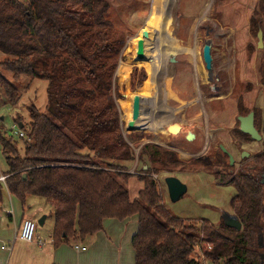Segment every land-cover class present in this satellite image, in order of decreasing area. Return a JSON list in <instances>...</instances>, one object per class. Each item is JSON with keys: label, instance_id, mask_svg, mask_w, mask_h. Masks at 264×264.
I'll return each instance as SVG.
<instances>
[{"label": "trees", "instance_id": "obj_1", "mask_svg": "<svg viewBox=\"0 0 264 264\" xmlns=\"http://www.w3.org/2000/svg\"><path fill=\"white\" fill-rule=\"evenodd\" d=\"M110 9L109 0H0V52L7 56L0 68L13 75L10 81L0 70V99L17 104L23 77L47 83L46 109L29 107V125L16 119L26 136L0 134L8 166L0 170L5 177L0 208L5 193L23 206L29 197L43 199L53 208L55 247L85 243L103 230L106 219L137 215L135 264H202V257L213 264H264V184L256 178L264 153L255 158L256 169L238 174L230 173L225 155H218L217 165L227 172L215 176L237 191L232 208L240 231L226 225L230 213H223L218 225L204 218L197 226L167 210L153 175L185 163L156 145L140 150L144 187L131 199L128 183L138 172H130L136 155L122 132L116 103L123 98L116 71L126 37L108 20ZM259 31L264 35V0L250 20V32L258 37ZM261 75L264 83V58ZM144 80L142 74L139 85ZM142 91L143 86L138 98ZM253 112L264 141V109ZM12 140L23 141L22 149Z\"/></svg>", "mask_w": 264, "mask_h": 264}, {"label": "rangeland", "instance_id": "obj_2", "mask_svg": "<svg viewBox=\"0 0 264 264\" xmlns=\"http://www.w3.org/2000/svg\"><path fill=\"white\" fill-rule=\"evenodd\" d=\"M24 1L28 3V0ZM210 1L166 0L165 13L158 11L159 14L156 15L158 19L159 15L163 14L165 19V23L160 26L158 39L154 38L156 26L152 17L155 8H158V0H109L111 9L107 15L116 30L126 37L120 54L118 75L116 71L118 93L123 98L115 99L121 115L122 132L136 155L134 168L130 172H138L128 183L130 197L132 200L138 198L140 190L143 189V182L139 179V175L143 174V164L138 161L142 147L150 144L175 152L178 159L185 164L171 165L154 174L157 177L153 178L159 186L162 202L167 210L180 219H190L187 224L197 226H201L199 219L205 218L218 225L223 213L233 216L232 199L237 191L231 185H223L215 176V173L224 175L227 172L224 166L217 165L218 155H225L220 146L223 145L235 158V164L230 170L233 174L247 172L249 168L256 169L254 160L264 153L263 140L258 142L251 137L244 139L240 136L238 121L239 116L264 109V83L261 75L264 48H258V37L250 32V20L259 0H213L207 12ZM144 32H147L146 37ZM136 36L139 38L136 39ZM206 43L212 45L211 75L203 60ZM157 47L160 49L161 66L158 77L157 114L154 129H147V111L142 105V94L147 82L150 83V74L146 65L148 63L139 61L141 56L138 52L140 48L143 51L149 48L154 60ZM250 47L253 48L252 51ZM6 58L7 56L0 52V62ZM0 70L7 79L13 81L11 73L2 68ZM120 72L121 79L129 76L127 81L120 80ZM142 74H145V80L139 85ZM17 85L21 93L17 104H8L2 95V100L0 99V134L7 137L12 136L11 129L17 124V117L29 125V107L35 105L41 111L46 109L45 81L23 77ZM142 86L143 91L138 102L136 94ZM129 98L133 99V103L130 100L129 109L124 108L121 100ZM127 109L129 111H126ZM174 124L182 126V132L169 133L168 127ZM188 134L194 136L192 141L187 139ZM14 144L18 149L23 147L21 140ZM243 152L248 153L249 157L242 159ZM198 160L209 161V167ZM224 160L229 165L228 156L224 157ZM0 170H8L1 142ZM256 171V178L263 182L264 165ZM171 176L179 178L188 187L186 196L177 203L171 201L165 183V179ZM8 198V193H5V203H8ZM35 199L37 197H29L26 205L31 206ZM42 201L41 198L37 199L33 208L41 207L45 213L39 211L32 220L37 223L36 235L44 241H49L55 224L53 208L45 207ZM46 215L49 220L45 225L39 226L38 220ZM2 216L5 218L3 222L7 223L6 213ZM128 219H110L111 221L107 222V225H111L113 233V238L107 240L109 244L102 253L108 255L107 264L115 263L113 257L120 264H134L131 237L136 228L135 216ZM118 225L125 226L121 242L115 241L120 238ZM5 228L6 226H1L0 237L5 238L3 240L6 244L0 243V247L7 246L8 238L12 237V234L4 233ZM103 232L106 234L105 226ZM16 243L20 252L25 244L21 241ZM88 244L89 240L83 243L86 246ZM72 248L74 249L73 246ZM201 260L202 264H213L203 257ZM1 261L0 264H4Z\"/></svg>", "mask_w": 264, "mask_h": 264}, {"label": "crops", "instance_id": "obj_3", "mask_svg": "<svg viewBox=\"0 0 264 264\" xmlns=\"http://www.w3.org/2000/svg\"><path fill=\"white\" fill-rule=\"evenodd\" d=\"M135 38L137 39L139 38V36H136ZM118 73L119 70L117 72V75ZM121 77L122 74L120 72V80L123 82V81H127L129 76L123 77L122 79ZM121 101L123 103L122 104L123 107L129 109V107L131 106L130 100L128 99ZM128 109L126 111H129ZM8 195H9L8 203L3 202V205L0 208V228L2 225L6 226L5 228L6 230H4V233L7 232L8 234H12L13 238L12 237L8 238L9 240L8 242L10 244V245L8 244L9 246L2 245L0 247V250L4 251L3 253L2 251H0V256H1L0 261L2 260L4 264H107L106 262L108 255L105 256L102 253L109 244V242L107 243V240L113 238L112 227L109 224L107 225V222L111 221L110 219H106L103 222V229L105 226L106 234H104L103 230L97 233L95 236L89 239V244L87 246L83 244H76L86 248L84 251L77 250L74 244H67V243L55 247L52 240V234L49 237L50 238L49 241L48 240L44 241L40 238V236H37L36 241L34 243H26L20 239V233H21L23 221L26 219L32 220L33 217L39 211H41V213L44 214L45 210L43 211L41 207L38 209L33 208L34 207L33 203L39 198L35 199V201L32 202L31 206L27 204L29 206L27 208V205L23 206V204L18 198H16L15 196L9 193ZM134 199L136 198H133V200ZM42 202H43L42 204H45L44 205L45 207H49L44 200ZM38 204L41 203L38 202ZM26 208L28 209L27 211ZM3 213H6V215L8 216L7 223L3 222L5 219L4 216H2ZM134 216H135L134 224L136 228L131 237V243L133 236L138 231V226H139L138 216L137 215ZM48 220H49V216L46 215V220L44 222V225L47 223ZM118 227H119L118 236L120 238L115 241L121 242L123 239L122 235L124 233L125 226L118 225ZM53 229L51 230V233H53ZM113 231H115L114 228ZM3 239L5 238L0 237V243L6 244ZM11 239H13V241ZM16 241L17 242L21 241L25 244L23 246V249L20 250V252L17 249V243L15 244ZM72 246L74 247V249L72 248ZM133 255H134L133 258L135 264L134 248H133ZM113 259L116 264H120L119 262H117L115 257H113Z\"/></svg>", "mask_w": 264, "mask_h": 264}, {"label": "water", "instance_id": "obj_4", "mask_svg": "<svg viewBox=\"0 0 264 264\" xmlns=\"http://www.w3.org/2000/svg\"><path fill=\"white\" fill-rule=\"evenodd\" d=\"M143 35H144V37H146L147 32H144ZM258 48L259 49L264 48V35H263L262 31H259V33H258ZM138 54H140L142 57L144 56V51L142 48L139 49ZM203 60H204L206 69L208 70V72L211 75L212 70H213V56H212V45H211V43H206L204 46ZM137 99H139V98H137ZM137 99H136V101H137ZM138 106H139V104L137 105V107ZM238 121L240 122L239 128H240V131L242 133L250 136L251 139L254 141H258V142L262 141L263 137L260 134V132L258 131V129L256 128L255 113L253 111L251 113H249L247 116H239ZM20 128H22V125ZM181 128H182V126H180L179 124H174V125L168 127V132L171 134H178L180 132ZM193 139H194V137H188L189 141H192ZM220 149L222 150V152L224 154H228L229 159H230V165L233 166L235 163L234 156L231 153H229V151L223 145L220 146ZM246 157H249V154L244 152L242 154V159H244ZM146 169H147V167H145V170ZM165 183H166L167 188H168L170 199L173 203L179 202L180 200H182L186 196V194L188 192V187L179 178H177L175 176L168 177L165 179ZM261 183L264 184V181ZM45 220H46V216H43L41 219H39L38 220L39 226H43ZM226 225L233 228V229H236L238 231H240L242 229V225H241L240 221L237 218H235L234 216H231L229 218V221L226 223Z\"/></svg>", "mask_w": 264, "mask_h": 264}, {"label": "bare ground", "instance_id": "obj_5", "mask_svg": "<svg viewBox=\"0 0 264 264\" xmlns=\"http://www.w3.org/2000/svg\"><path fill=\"white\" fill-rule=\"evenodd\" d=\"M157 1V0H154ZM212 1H210L208 7H207V12H208V8H210ZM165 9H166V0H158V8L156 7L152 17L154 19V38L158 39L160 36V26L165 23V19L163 18V14L159 15V18H156V15L160 13H165ZM159 11V12H158ZM150 46V45H149ZM149 48L144 50V56L139 59V61L143 62V63H148L147 65V70L150 74V83L149 81L147 82V87L145 88V92L142 94L143 98V108L144 110L147 111V116H146V128L147 129H154V125H155V121H156V114H157V107H156V103H157V95H158V77H159V68H160V62H159V58H160V49L157 47L156 52H155V56H154V60L152 58L153 53H150ZM158 50V51H157ZM152 60H153V65H152ZM128 70H126L127 72ZM125 73V72H124Z\"/></svg>", "mask_w": 264, "mask_h": 264}, {"label": "built area", "instance_id": "obj_6", "mask_svg": "<svg viewBox=\"0 0 264 264\" xmlns=\"http://www.w3.org/2000/svg\"><path fill=\"white\" fill-rule=\"evenodd\" d=\"M11 131L18 135L21 138H24L26 136L25 132L22 131L17 125H14L11 129ZM155 178L156 175H153ZM0 181H5V177L0 178ZM36 232H37V223L33 220L26 219L23 221L21 233H20V239L26 243H34L36 241ZM75 248L77 250L84 251L86 248L81 247L79 245H75ZM211 249V246L208 247Z\"/></svg>", "mask_w": 264, "mask_h": 264}, {"label": "flooded vegetation", "instance_id": "obj_7", "mask_svg": "<svg viewBox=\"0 0 264 264\" xmlns=\"http://www.w3.org/2000/svg\"><path fill=\"white\" fill-rule=\"evenodd\" d=\"M246 116H247V115H246ZM239 123H240V122H239ZM255 125H256V121H255ZM182 130H183V128H181L180 132H182ZM180 132H179V133H180ZM179 133H178V134H179ZM188 137H194V136H193L192 134H188L187 139H188ZM229 153H230V152H229ZM243 153H244V152H243ZM243 153H242V154H243ZM225 155L228 156V154H225ZM228 158H229V156H228ZM229 161H230V159H229ZM234 164H235V163H234ZM231 166H232V165H231Z\"/></svg>", "mask_w": 264, "mask_h": 264}]
</instances>
